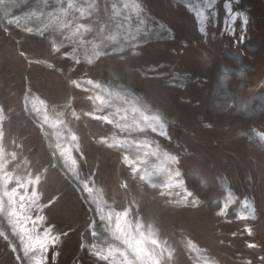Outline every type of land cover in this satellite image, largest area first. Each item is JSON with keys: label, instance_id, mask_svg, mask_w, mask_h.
<instances>
[{"label": "rangeland", "instance_id": "1", "mask_svg": "<svg viewBox=\"0 0 264 264\" xmlns=\"http://www.w3.org/2000/svg\"><path fill=\"white\" fill-rule=\"evenodd\" d=\"M65 2L29 0L0 20V178L18 205L13 213L26 212L24 229L45 264L124 260L96 244L91 208L28 116L29 97L62 124L56 137L65 139L85 189L107 209L128 212L135 241L158 243L163 264H264V0L197 1L205 4L203 33L197 7L185 0ZM3 9L8 3L0 0ZM50 10L65 28L19 23L23 14ZM240 10L245 27L238 15L232 20ZM160 24L164 32L154 33ZM223 69L231 77L225 86ZM86 80L131 87L161 111L160 123L139 121L144 132L128 137L168 160L182 188L145 183L111 149L108 140L121 128L107 103L101 110L84 89ZM123 99L137 108L129 93ZM216 200L222 207L210 210ZM8 241L0 230V264H20Z\"/></svg>", "mask_w": 264, "mask_h": 264}, {"label": "bare ground", "instance_id": "2", "mask_svg": "<svg viewBox=\"0 0 264 264\" xmlns=\"http://www.w3.org/2000/svg\"><path fill=\"white\" fill-rule=\"evenodd\" d=\"M5 3H8L9 9L6 11V9L3 11H0V19L5 20L6 18H9L10 13L17 10L20 6H23L25 3L29 2V0H4ZM31 1V0H30ZM50 0H42L40 4H38L39 7H42L47 4ZM66 0H57V3L59 6H62V2L66 5ZM186 2H189L191 6H195L194 10H198L200 12V9H203L205 6L204 3L197 4V1L199 0H185ZM17 5V6H16ZM21 8V7H20ZM67 9H72L70 6H66ZM51 11V12H50ZM47 12H39L37 11L34 15L32 14H23L19 18V23L22 25V27H26L27 29L32 30H40L43 28V26L52 24L53 22H57L56 25H59V29L65 28L63 27L67 25L60 23V16L57 14V11L50 10ZM205 13V11L203 12ZM163 25L160 24V28L154 33H163L164 29H162ZM135 34H140L141 32L137 29H134ZM76 33V32H75ZM134 34V35H135ZM75 35V34H74ZM76 36V35H75ZM139 36H142L140 34ZM96 53V52H94ZM94 55V54H93ZM95 58L94 56H90V61ZM47 67H50V63L46 65ZM84 89L95 91L97 94V99H99L101 102L104 101L103 96L105 97L107 95V90L105 87H103V92L101 88H97L93 85H85ZM110 98V97H109ZM116 98L111 99V104H107L111 108L115 109H122L121 107H116L119 103L115 100ZM34 100H31L28 102V109L29 113L31 114L32 118L38 122L39 124L48 131L50 134V138H54V148L52 149L53 153H55V162L59 166L65 175L77 186L78 188L83 191V196L85 197V200L88 207H91L93 213V220H94V228L96 230L95 240H97V243L100 245L106 246L108 249H112L115 252H122L125 256V259L128 260L127 264H161V256H160V247L159 245L155 243H140L139 245H133L130 238V231L129 227L125 225L126 218L128 216L127 213H120L115 209L112 210H105L104 207L105 204L101 199L93 197L92 192L88 191L84 188L83 185H80L79 178L77 177L76 170L73 166V164L69 161V154H66L64 151V144L63 142L65 139L56 137L63 129L62 124H55L52 121V117H47L49 114L45 111H42L40 107H38V103ZM155 111V110H154ZM131 119H121L118 120L117 116L114 114L112 115V118L115 121H118L117 123L126 126L127 133L129 132H138V130H135L133 127H137V123L139 121L145 120V122H151L155 123L154 121H158L156 116L148 117L146 114L144 115L142 112H138V110L135 112L130 113ZM129 131V132H128ZM109 146L112 147L114 150H118L121 152H124L125 155H128V159L130 160L131 167L136 171L135 175H144L146 179L158 181L160 184H165V182L173 181L176 178V172L172 169L170 163L168 160L165 161V163L162 164L163 159L159 160V157L153 153V151L150 150L148 153V148L138 144H131L128 142H125L121 139H109L108 140ZM138 146V147H136ZM150 149V148H149ZM165 159V158H164ZM169 168H171L169 170ZM198 183H201L199 180H197ZM14 186V184H13ZM18 198V197H17ZM219 198V197H218ZM15 198L13 196H8L6 192H3V194H0V226L1 228H4L6 232L8 233V236H10L11 239H13V243L15 242L16 245H18V255L21 260L22 264H45V252L42 248L35 247L33 245V240L29 239V233L27 229H24L23 223L26 218V212L18 211L17 214L13 213L14 210L18 205H16ZM219 202V200H218ZM216 201H210L209 202V209L210 210H218L222 205H219ZM25 210V209H24ZM15 214V215H14ZM123 219V226H124V232L123 234L116 230V222L118 218ZM128 222V218H127ZM125 241H129L131 243V246H129V243H125ZM113 251V252H114Z\"/></svg>", "mask_w": 264, "mask_h": 264}, {"label": "snow or ice", "instance_id": "3", "mask_svg": "<svg viewBox=\"0 0 264 264\" xmlns=\"http://www.w3.org/2000/svg\"><path fill=\"white\" fill-rule=\"evenodd\" d=\"M238 2V0H237ZM137 12L139 13L140 11V8L141 6L137 3ZM236 15H239L242 20H243V24L246 26L247 24V16L244 14V13H238V14H234L232 16V20L234 21L236 19ZM197 16L201 18V28H200V31L203 33L204 32V27H203V19L205 18L204 17V14L203 12H198L197 13ZM243 40V36H241V41ZM116 230L121 232L123 234L124 232V226H123V219L122 217L121 218H118L117 219V222H116ZM125 243H129V246H131V243L129 241H125ZM136 245H139L141 243V241L137 240L135 241Z\"/></svg>", "mask_w": 264, "mask_h": 264}, {"label": "clouds", "instance_id": "4", "mask_svg": "<svg viewBox=\"0 0 264 264\" xmlns=\"http://www.w3.org/2000/svg\"><path fill=\"white\" fill-rule=\"evenodd\" d=\"M244 69H243V67H241L238 71H237V73H236V75L237 76H239V77H243L244 76ZM230 75L228 74V70L227 69H223L222 70V72H221V74H220V76H219V83L221 84V86H225L226 85V82L228 81V80H230Z\"/></svg>", "mask_w": 264, "mask_h": 264}]
</instances>
